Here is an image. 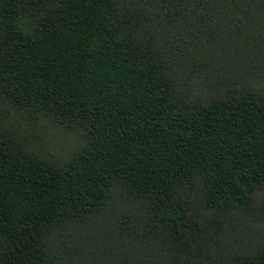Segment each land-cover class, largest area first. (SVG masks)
<instances>
[{"label": "trees", "instance_id": "16d2710c", "mask_svg": "<svg viewBox=\"0 0 264 264\" xmlns=\"http://www.w3.org/2000/svg\"><path fill=\"white\" fill-rule=\"evenodd\" d=\"M0 264H264V0H0Z\"/></svg>", "mask_w": 264, "mask_h": 264}]
</instances>
